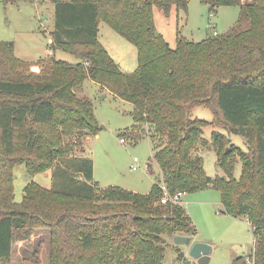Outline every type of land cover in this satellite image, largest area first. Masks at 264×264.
I'll use <instances>...</instances> for the list:
<instances>
[{
    "label": "trees",
    "instance_id": "16d2710c",
    "mask_svg": "<svg viewBox=\"0 0 264 264\" xmlns=\"http://www.w3.org/2000/svg\"><path fill=\"white\" fill-rule=\"evenodd\" d=\"M204 1L210 11L239 6L236 23L196 42L177 30L173 47L155 27L154 8L165 16L173 8L185 12L187 0H56L51 45L74 54L75 63L24 61L12 42L0 41V264H11L20 230H48L47 264H162L167 237L196 235L184 206L159 204V184L148 193L97 186L93 160L80 153L99 130L92 103L76 89L85 79L129 102L135 126L148 125L169 192L212 186L227 214L247 218L254 234L249 256L264 264V0ZM100 22L134 45L135 70H121L100 42ZM201 105L210 108L211 122L190 117ZM208 123L241 135L247 146L243 151L212 131L224 174L213 178L202 156L193 155L206 146ZM17 164L31 175L50 171V187L30 181L15 201Z\"/></svg>",
    "mask_w": 264,
    "mask_h": 264
},
{
    "label": "rangeland",
    "instance_id": "374dc122",
    "mask_svg": "<svg viewBox=\"0 0 264 264\" xmlns=\"http://www.w3.org/2000/svg\"><path fill=\"white\" fill-rule=\"evenodd\" d=\"M56 0H13L4 3L0 0V41L12 42L15 55L29 62H41L50 57L71 63L79 60L70 51L51 45V31L54 26V2ZM250 0H240L248 2ZM206 1L187 0L186 11L173 8L168 16L154 8L156 29L164 36L170 46H174L177 30L189 41H201L212 31L218 35L234 25L240 11L237 5H220L210 11ZM50 39V40H49ZM99 40L121 70L131 72L137 67L136 49L114 32L106 23L99 24ZM53 47V48H52ZM53 49V50H52ZM30 70L39 72V66ZM77 92L90 100L99 130L88 135L84 140L82 156L93 160V177L99 188L118 186L138 193H148L155 184L164 185L158 164L153 159L154 148L150 143L147 124L136 122L132 105L100 85L85 79ZM191 118H201L207 122L213 119L207 106H195L190 112ZM201 138L206 146H199L193 155L203 159V169L209 177L224 175L216 161L211 146L212 131L226 135L230 142L241 150L247 146L241 135L228 132L223 126L208 123L202 127ZM138 135V137H135ZM134 136V137H133ZM123 137L124 143L119 139ZM86 141V142H85ZM136 157L137 161L133 158ZM233 176L241 173V160H234ZM151 165V171L147 169ZM133 165L136 167L133 169ZM34 181L44 187L51 185L50 171L28 174L24 164L13 167L14 199L20 201L24 186ZM184 209L196 229V238L212 244L210 258L205 264H236L244 258L245 263L252 264L249 256L253 246V229L244 216L236 217L227 214L221 203L220 191L208 186L202 190L186 193L183 196ZM166 238V237H165ZM162 264H198L183 250L185 246L174 245L172 236L167 237ZM48 230L34 228L30 233L20 230L15 233L12 246L11 264H32L36 256L33 249L40 248L41 264H47ZM182 251L183 257L178 253ZM27 257L24 261L22 257Z\"/></svg>",
    "mask_w": 264,
    "mask_h": 264
},
{
    "label": "water",
    "instance_id": "95a60500",
    "mask_svg": "<svg viewBox=\"0 0 264 264\" xmlns=\"http://www.w3.org/2000/svg\"><path fill=\"white\" fill-rule=\"evenodd\" d=\"M147 169L151 171L150 163L148 164ZM172 242L174 245L185 246L187 255L192 257V259H194V261L198 264H205L210 258L212 247L206 241H193V238L191 236L176 234L172 236ZM244 261L239 260L236 262V264H241Z\"/></svg>",
    "mask_w": 264,
    "mask_h": 264
},
{
    "label": "built area",
    "instance_id": "2783aa9c",
    "mask_svg": "<svg viewBox=\"0 0 264 264\" xmlns=\"http://www.w3.org/2000/svg\"><path fill=\"white\" fill-rule=\"evenodd\" d=\"M213 35L217 34V31L213 30L212 32ZM119 141L121 143H124L125 140L123 139V137H121L119 139ZM134 161H137V158L134 157L133 158ZM136 167V165H133V169ZM160 189H161V194L159 197V204L160 205H167V204H173V205H179V206H183L184 202H183V196L185 195V193L183 191L177 190L173 193L169 192L168 189L166 188V186L159 185Z\"/></svg>",
    "mask_w": 264,
    "mask_h": 264
},
{
    "label": "crops",
    "instance_id": "0c3cea01",
    "mask_svg": "<svg viewBox=\"0 0 264 264\" xmlns=\"http://www.w3.org/2000/svg\"><path fill=\"white\" fill-rule=\"evenodd\" d=\"M50 40V39H49ZM33 69V68H32ZM86 142V141H85ZM85 144V143H84ZM94 178V177H93ZM196 234H197V232H196ZM192 238H193V241H196V240H199V239H197L196 238V235L195 236H192ZM200 241H202V240H200ZM206 242H208L210 245H211V247H213L212 246V244H211V242H209V241H206ZM183 250H184V252L186 253V247H183ZM37 257L35 256L33 259H32V264H41V258H39V254H40V248H38L37 249ZM187 254V253H186ZM211 254V253H210ZM26 258V257H25ZM22 260L24 261V256L22 257ZM26 261V260H25ZM240 261H244V258H242V259H240ZM244 263H245V261H244Z\"/></svg>",
    "mask_w": 264,
    "mask_h": 264
}]
</instances>
